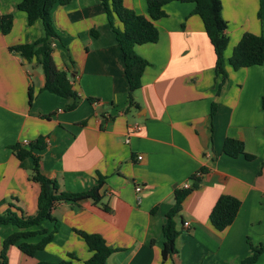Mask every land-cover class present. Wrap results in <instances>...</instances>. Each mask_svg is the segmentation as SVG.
Returning <instances> with one entry per match:
<instances>
[{"label":"crops","instance_id":"1","mask_svg":"<svg viewBox=\"0 0 264 264\" xmlns=\"http://www.w3.org/2000/svg\"><path fill=\"white\" fill-rule=\"evenodd\" d=\"M19 1L0 0V16L13 19L10 31L0 32V211L13 204L35 213L39 185L29 178L32 157L19 160L11 146L28 147L38 137L45 143L33 150L40 170L60 190L80 192L99 176L104 181L98 202L54 205L60 229L35 252L34 263L72 253L71 264H84L92 252L74 230L98 233L115 249L106 264H239L250 254L249 243L264 244V63L233 69L227 62L243 33L264 35V0H221L228 43L227 78L220 86L214 49L193 3L165 4V16L154 21L158 39L133 47L147 66L131 103L122 55L100 0L55 4L51 19L59 38L52 39L51 54L79 95L71 110L68 99L41 90L40 65L10 49L43 35L41 20L28 24ZM123 4L147 15L145 0ZM226 138L243 142V152L225 154ZM178 189L190 192L175 217L177 253L162 260V225ZM224 194L239 199L240 207L232 223L217 230L209 213ZM40 227L50 230L52 223ZM3 228L8 232L0 237V250L17 231L10 224ZM7 250L22 253L23 260L28 256L17 244ZM257 264H264V251Z\"/></svg>","mask_w":264,"mask_h":264},{"label":"trees","instance_id":"2","mask_svg":"<svg viewBox=\"0 0 264 264\" xmlns=\"http://www.w3.org/2000/svg\"><path fill=\"white\" fill-rule=\"evenodd\" d=\"M70 0H20L17 8L24 11L28 24L41 20L43 35L29 43L18 44L10 49L18 52L24 59L35 60L40 65L44 74V84L41 90L57 94L69 100L66 109L71 110L76 106L79 99L78 93L73 89L71 82L64 70L59 69L52 58L51 41L59 38L53 28L51 9L55 4L64 5ZM171 1L193 3L192 13L197 14L203 23L204 30L213 46L215 53V70L221 76V83L227 78L225 69L224 51L228 43V36L225 34L227 22L222 17L221 0H145L147 15L136 12L126 7L123 0H100L105 8L109 26L114 33L116 43L120 49L123 64L124 76L127 82V96L129 103L133 100V93L140 87V78L147 66V61L136 54L133 50L135 44L155 42L158 39V29L154 21L165 16L164 5ZM12 15L3 14L0 16V32L6 34L12 27ZM120 22V25L116 24ZM233 69L247 67L264 63V35L245 32L232 49L227 59ZM32 94H29L31 101ZM214 107V106H213ZM211 113L213 114V108ZM45 147L43 137H38L33 143L25 147L21 144L12 145L16 157L19 160L31 156L33 165L29 173L30 180L38 183L39 193L36 201V211L27 215L24 212L9 204L8 208L0 211V225H13L17 231L9 234L2 241L0 257L2 264H6V249L8 246L17 244L18 248L26 255L33 256L36 251L43 249L52 241L54 234L60 229V222L52 215L53 207L58 202L79 201L84 198H91L94 202L101 200L99 193L104 181L98 177L96 183L89 189L80 192H66L59 189L55 179L45 176L40 170L39 156L33 153L34 149ZM243 142L234 138H226L222 151L232 157L243 152ZM247 159L252 156L245 154ZM203 169V168H202ZM194 187L199 183L197 175L193 176ZM190 189H178L175 191V201L165 215L162 225L163 244L160 251L162 260L176 254L175 240L179 234L176 228L175 217L182 207L184 198L189 194ZM240 207V200L230 195H220L215 201L210 213L209 220L217 230H223L234 220ZM50 221L52 228L46 230L40 227L43 221ZM85 242L92 252L91 256L84 261V264H106L107 257L115 250L109 247L103 237L98 233L74 230ZM40 235L37 242L31 243L24 240L28 237ZM250 245V254L244 257L239 264H257L258 256L264 251V244ZM69 259L58 262L42 261L38 264H71L72 253H68Z\"/></svg>","mask_w":264,"mask_h":264},{"label":"rangeland","instance_id":"3","mask_svg":"<svg viewBox=\"0 0 264 264\" xmlns=\"http://www.w3.org/2000/svg\"><path fill=\"white\" fill-rule=\"evenodd\" d=\"M7 232H8V228H3L0 231V237H2V235H4ZM7 249H6V254H5L6 255V259H7L6 264H38L37 262L34 263V259H33L32 256H25L24 255L23 256L24 260H23L22 257H21L22 253H17L16 251H10V253H8ZM67 257H65V258L69 259V257L68 258ZM0 262H1V257H0ZM0 264H2V263H0Z\"/></svg>","mask_w":264,"mask_h":264},{"label":"built area","instance_id":"4","mask_svg":"<svg viewBox=\"0 0 264 264\" xmlns=\"http://www.w3.org/2000/svg\"><path fill=\"white\" fill-rule=\"evenodd\" d=\"M126 141H128V138H126ZM28 142L24 140L23 144H27ZM140 158V156L138 157ZM200 174V172H196V175L198 176ZM189 187V184L188 182H185L184 183V188H188ZM141 189V187L138 185L135 187V190L136 191H139ZM184 226H188V223L187 222H184Z\"/></svg>","mask_w":264,"mask_h":264}]
</instances>
